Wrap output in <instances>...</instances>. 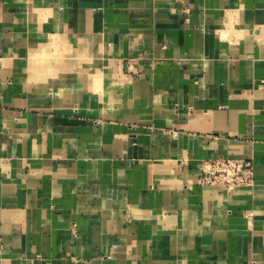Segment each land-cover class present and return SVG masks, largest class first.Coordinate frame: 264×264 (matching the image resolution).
<instances>
[{"label": "crops", "instance_id": "crops-1", "mask_svg": "<svg viewBox=\"0 0 264 264\" xmlns=\"http://www.w3.org/2000/svg\"><path fill=\"white\" fill-rule=\"evenodd\" d=\"M254 180L203 185V162ZM264 264V0H0V264Z\"/></svg>", "mask_w": 264, "mask_h": 264}, {"label": "built area", "instance_id": "built-area-1", "mask_svg": "<svg viewBox=\"0 0 264 264\" xmlns=\"http://www.w3.org/2000/svg\"><path fill=\"white\" fill-rule=\"evenodd\" d=\"M254 180L253 163L245 158L218 157L203 162L200 182L203 185H225L230 191ZM247 264H256L249 261Z\"/></svg>", "mask_w": 264, "mask_h": 264}]
</instances>
